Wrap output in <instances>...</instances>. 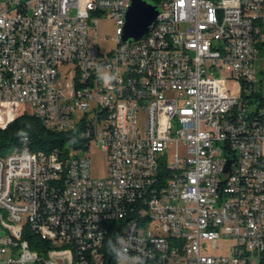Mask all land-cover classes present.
<instances>
[{"label":"built area","instance_id":"2783aa9c","mask_svg":"<svg viewBox=\"0 0 264 264\" xmlns=\"http://www.w3.org/2000/svg\"><path fill=\"white\" fill-rule=\"evenodd\" d=\"M130 1L0 0V120L16 104L52 130L95 116L78 155L25 140L0 158V211L18 234L7 241L0 227V264H65L23 252L25 218L38 238L72 239L76 264L103 263L108 220L121 223L125 264H264V0H149L162 26L122 42ZM14 2H26L20 17ZM105 16L116 42L106 53L96 39ZM102 71L116 78L106 84ZM243 92L252 100L233 115ZM92 143L107 153L104 178L90 174ZM220 238L234 240L229 253L203 252Z\"/></svg>","mask_w":264,"mask_h":264},{"label":"trees","instance_id":"16d2710c","mask_svg":"<svg viewBox=\"0 0 264 264\" xmlns=\"http://www.w3.org/2000/svg\"><path fill=\"white\" fill-rule=\"evenodd\" d=\"M248 94L243 92L242 95V105L245 107H248L252 100ZM258 97L256 105L258 104L261 107L264 105V96ZM255 111L253 110L250 114L254 115L253 112L255 113ZM25 140L29 142L31 148L38 149V151L53 152L57 148L64 156H69L70 153L78 155L88 150L92 140V131L84 118L68 129L52 130L45 125L40 117L32 112H25L12 118L4 115L0 120V154L3 155L12 148H18ZM120 226L121 223L116 222V220H108V230L103 235L105 247L103 263L101 264H115L113 245H115ZM36 241H30V245L39 250L42 247H49L52 238H40V240L38 238ZM69 245L70 243H65L63 246Z\"/></svg>","mask_w":264,"mask_h":264},{"label":"bare ground","instance_id":"6f19581e","mask_svg":"<svg viewBox=\"0 0 264 264\" xmlns=\"http://www.w3.org/2000/svg\"><path fill=\"white\" fill-rule=\"evenodd\" d=\"M129 4L130 2L125 4V14ZM23 9H26V2H14L13 17H20V12H22ZM160 26H162V19H156L151 24V27ZM233 115H242V102H234ZM86 124H95V116L86 117ZM4 157H7V152L3 155L0 154V158ZM28 169L29 160H22V163H20V171H28ZM5 188H7V190H5V201L8 202V205H15L16 201H21V194H17V171H10V173H8L7 180H5ZM0 227H2L3 238H6L7 241H18L15 223L12 221L11 217L6 215V211H0ZM36 240H38V238L34 235L33 218H25L24 222H22L23 252L34 253L38 256L63 255L65 264H76L75 253H77V246H75V242L72 241V239L52 238L49 247H42L39 250L30 245V241L37 242ZM65 243H70V245L63 246ZM127 255H134V247H127ZM91 264H99V260H91Z\"/></svg>","mask_w":264,"mask_h":264},{"label":"rangeland","instance_id":"374dc122","mask_svg":"<svg viewBox=\"0 0 264 264\" xmlns=\"http://www.w3.org/2000/svg\"><path fill=\"white\" fill-rule=\"evenodd\" d=\"M115 31L114 21L110 16L101 17L98 20L97 25V42L102 52L106 53L115 47ZM104 72V71H102ZM222 76H226L222 73ZM24 111H30V107L27 104H16L9 106V113L12 117L22 114ZM175 155V149L173 146H169L168 160L171 161ZM90 174L93 178H104L108 173V156L105 151L97 147L95 143H92L90 152ZM234 240H228L224 238L204 241L203 252L208 255H226L232 249Z\"/></svg>","mask_w":264,"mask_h":264},{"label":"water","instance_id":"95a60500","mask_svg":"<svg viewBox=\"0 0 264 264\" xmlns=\"http://www.w3.org/2000/svg\"><path fill=\"white\" fill-rule=\"evenodd\" d=\"M158 15L157 6L149 0H131L125 15L122 42L139 40L150 29ZM233 171V161L229 160L225 172L230 175Z\"/></svg>","mask_w":264,"mask_h":264},{"label":"clouds","instance_id":"9594fccd","mask_svg":"<svg viewBox=\"0 0 264 264\" xmlns=\"http://www.w3.org/2000/svg\"><path fill=\"white\" fill-rule=\"evenodd\" d=\"M102 79L106 84H109L113 79L116 78V73L115 72H109V71H104L100 73ZM121 243H123V238H120ZM113 248L115 252L117 253L118 259L121 261V264H125V262L129 259L126 254L123 252V250L119 247H116L113 245ZM136 259H140L137 257Z\"/></svg>","mask_w":264,"mask_h":264}]
</instances>
